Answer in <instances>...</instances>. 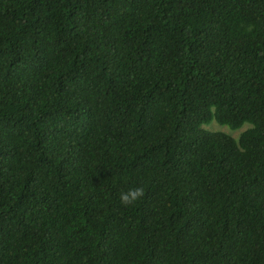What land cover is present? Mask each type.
I'll use <instances>...</instances> for the list:
<instances>
[{
  "label": "trees",
  "instance_id": "obj_1",
  "mask_svg": "<svg viewBox=\"0 0 264 264\" xmlns=\"http://www.w3.org/2000/svg\"><path fill=\"white\" fill-rule=\"evenodd\" d=\"M0 264H264V0H0Z\"/></svg>",
  "mask_w": 264,
  "mask_h": 264
},
{
  "label": "clouds",
  "instance_id": "obj_2",
  "mask_svg": "<svg viewBox=\"0 0 264 264\" xmlns=\"http://www.w3.org/2000/svg\"><path fill=\"white\" fill-rule=\"evenodd\" d=\"M144 195L142 187L130 185L119 193V201L122 206H131L139 201Z\"/></svg>",
  "mask_w": 264,
  "mask_h": 264
},
{
  "label": "rangeland",
  "instance_id": "obj_3",
  "mask_svg": "<svg viewBox=\"0 0 264 264\" xmlns=\"http://www.w3.org/2000/svg\"><path fill=\"white\" fill-rule=\"evenodd\" d=\"M251 126L249 124H245L244 126H242L240 129L237 130H231L230 128L226 127V126H221L219 125L216 121H213L212 123L208 124V125H203V129L209 132H213V133H222L225 134L231 138H233L234 140L238 141L240 138V135L248 128H250Z\"/></svg>",
  "mask_w": 264,
  "mask_h": 264
}]
</instances>
